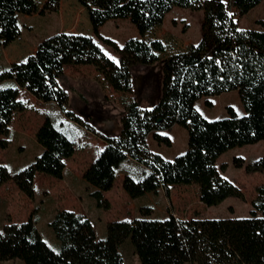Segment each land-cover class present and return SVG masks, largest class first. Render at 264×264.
<instances>
[{"label":"trees","instance_id":"trees-1","mask_svg":"<svg viewBox=\"0 0 264 264\" xmlns=\"http://www.w3.org/2000/svg\"><path fill=\"white\" fill-rule=\"evenodd\" d=\"M61 0H46L38 10L34 0H0V45L7 47L21 36L19 18L35 13L57 12ZM263 0H77L86 11L94 35L119 54L118 62L109 58L96 41L87 35L60 33L43 40L25 61L14 62L0 73V82L12 85L0 88V134L7 136L13 115L25 109L19 100L20 89L44 103H55L67 117L79 125L81 119L67 112L68 95L61 82L67 66H92L118 93L133 94V71L151 67L165 53L161 41L129 39L122 48L99 36V28L113 20H129L141 37L161 26L174 9L204 13L203 36L188 50L161 61V87L157 101L149 107L136 99L129 101L120 119L118 136L87 127L105 147L83 172V180L92 188L90 197L98 209L109 210L104 193L113 189L121 165L131 160L147 170L141 180L131 175L122 187L131 199L157 194L163 189L169 197L172 186L197 185L201 202L218 206L230 197L243 200V192L217 167L210 151L191 145L173 160L152 152L148 137L158 144L172 146L162 132L174 126L189 129L195 117L196 103L203 98L239 91L243 103L255 99L258 107L239 115L228 106L227 116L207 122L197 120L196 129L204 137H218L229 149L264 143V31L240 29L229 7L243 16ZM242 49V60L222 78L210 68L218 63V51ZM206 105L212 106L207 100ZM86 127V126H84ZM35 139L41 153L34 162L12 176L0 165V187L13 181L29 199H34V179L44 174L62 179L66 161L75 154L74 142L47 117L37 129ZM7 148L6 141L0 142ZM237 168L242 160L234 158ZM247 173L264 172V156L245 167ZM249 217L183 220L170 215L166 219L143 218L107 223L105 239H98L92 222L71 210H58L49 222L58 249H52L38 230L33 212L27 221L8 224L0 231V263L18 259L24 264H124L121 246L129 240L140 264H264V186L256 189ZM36 211V210H35Z\"/></svg>","mask_w":264,"mask_h":264},{"label":"rangeland","instance_id":"rangeland-1","mask_svg":"<svg viewBox=\"0 0 264 264\" xmlns=\"http://www.w3.org/2000/svg\"><path fill=\"white\" fill-rule=\"evenodd\" d=\"M40 10L46 0H34ZM229 4V0H221ZM240 29L264 31V0L246 15L241 16L235 8L229 7ZM203 12L174 9L163 24L141 37L129 20H113L99 28V36L114 41L120 48L132 38L145 41H161L165 53L160 55V62L151 67H136L133 71V94L118 93L104 80L92 66H67L66 79L61 86L68 95L67 112L81 119L84 126L69 119L55 103L39 101L24 89H20L19 100L24 104L22 112L13 115L7 136L0 134V142L6 141L7 148L0 146V165L5 166L14 176L31 165L41 153V147L35 139L37 129L45 118L49 117L54 125L64 132L75 144V154L66 161L62 179L44 174L34 179L35 196L29 199L13 181L0 187V231L5 225L20 224L36 212L37 227L48 245L58 246L52 229L48 226L58 210H71L76 213L88 212L98 239L107 235V223L112 221H133L143 218L142 209H149V219H166L170 215L183 220L222 219L249 217L252 201L256 198V189L264 186L263 173H247L246 165L264 156V143L244 147L228 148L218 138L204 139L195 127L197 120L213 122L227 116L226 108L233 107L239 115L246 114L262 102L259 99L244 104L239 92L224 93L220 96L203 98L196 103L195 117L189 129L174 126L163 135L169 136L172 146L158 144L151 137L150 150L166 160H172L183 154L191 145L199 144L214 157L218 168L226 165L222 175L237 186L244 194V199L230 197L218 206L208 207L200 200L197 185L172 186L169 197L163 189L157 194L131 199L122 187L124 174L141 180L147 175L140 165L133 161L124 162L119 170L117 183L110 195L109 210L94 209L89 205L92 188L83 180V172L102 149L103 141L98 139L87 127L107 135L118 136L121 131L120 119L125 105L136 99L143 107L152 106L159 97L161 87V61L170 55L184 52L197 45L203 36ZM21 36L7 47L0 45V73L7 70L14 62L25 61L38 45L48 37L60 33L82 34L92 37L104 53L118 62L119 54L96 37L84 8L77 0H61L57 12L40 15L35 13L19 18ZM218 63L210 68L215 78H222L242 60V49L218 51ZM12 85L0 82V88ZM212 102L208 107L206 101ZM242 160V167L237 168L234 158ZM122 179V181H120ZM90 203L96 207V201L90 197ZM36 210V211H35ZM124 264H140L129 240L120 248ZM0 264H24L14 259Z\"/></svg>","mask_w":264,"mask_h":264},{"label":"crops","instance_id":"crops-1","mask_svg":"<svg viewBox=\"0 0 264 264\" xmlns=\"http://www.w3.org/2000/svg\"><path fill=\"white\" fill-rule=\"evenodd\" d=\"M234 92H237V93H239V91H234ZM150 139H151V137H148V144H149V146H150ZM103 146H102V149L105 147V143L103 142V144H102ZM101 149V150H102ZM100 150V151H101ZM173 160V159H172ZM127 161H130V160H127ZM127 161H125V162H127ZM135 163V162H134ZM123 165H124V163L121 165V167H120V169L123 167ZM126 175H128V174H124V177L126 176ZM120 181H122V179H120ZM116 183H117V180H116ZM114 187H115V185H114ZM114 187H113V189H114ZM113 189L112 190H110V191H108V192H105L104 193V197L110 202V195H111V193H112V191H113ZM147 195H150V194H147ZM144 197V196H143ZM89 205H90V207L92 208H94V209H97V210H99L98 208H95V206L93 205V204H91L90 203V197H89ZM79 214H82V215H84V216H86L91 222H92V219H91V217H90V215H89V213L88 212H80ZM58 249V246L56 245V247H55V249L54 250H57Z\"/></svg>","mask_w":264,"mask_h":264}]
</instances>
